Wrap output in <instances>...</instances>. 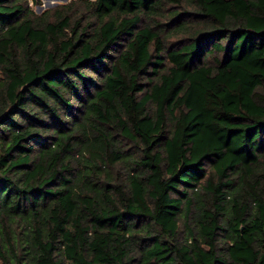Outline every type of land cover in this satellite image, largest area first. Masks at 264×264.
Segmentation results:
<instances>
[{"label":"trees","instance_id":"trees-1","mask_svg":"<svg viewBox=\"0 0 264 264\" xmlns=\"http://www.w3.org/2000/svg\"><path fill=\"white\" fill-rule=\"evenodd\" d=\"M0 264H264V0H0Z\"/></svg>","mask_w":264,"mask_h":264},{"label":"rangeland","instance_id":"rangeland-1","mask_svg":"<svg viewBox=\"0 0 264 264\" xmlns=\"http://www.w3.org/2000/svg\"><path fill=\"white\" fill-rule=\"evenodd\" d=\"M41 2L40 5L34 4L32 0H30V6H32L37 14H41L42 12L53 9L59 5L67 4L72 0H39Z\"/></svg>","mask_w":264,"mask_h":264}]
</instances>
